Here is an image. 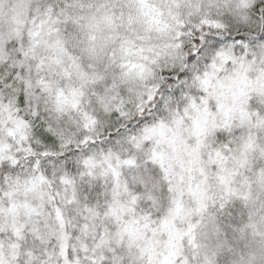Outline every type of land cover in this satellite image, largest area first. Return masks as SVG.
Wrapping results in <instances>:
<instances>
[{"label": "snow or ice", "instance_id": "obj_1", "mask_svg": "<svg viewBox=\"0 0 264 264\" xmlns=\"http://www.w3.org/2000/svg\"><path fill=\"white\" fill-rule=\"evenodd\" d=\"M0 264H264V0H0Z\"/></svg>", "mask_w": 264, "mask_h": 264}]
</instances>
